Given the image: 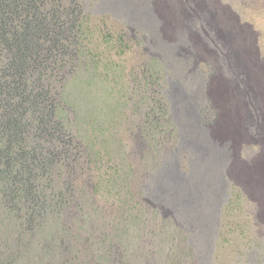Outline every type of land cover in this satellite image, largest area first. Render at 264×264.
<instances>
[{"label": "rangeland", "instance_id": "rangeland-1", "mask_svg": "<svg viewBox=\"0 0 264 264\" xmlns=\"http://www.w3.org/2000/svg\"><path fill=\"white\" fill-rule=\"evenodd\" d=\"M21 4L47 129L0 182V264H264V0Z\"/></svg>", "mask_w": 264, "mask_h": 264}, {"label": "trees", "instance_id": "trees-1", "mask_svg": "<svg viewBox=\"0 0 264 264\" xmlns=\"http://www.w3.org/2000/svg\"><path fill=\"white\" fill-rule=\"evenodd\" d=\"M44 23L36 19L33 6H24L21 0H0V182L11 187L12 192L18 184L22 188L27 185L28 178L20 177L24 173L20 163L31 152L25 150L31 148L27 140L38 138V129L42 132L47 129L41 122L30 121L32 95L23 85L26 69L38 65V57L44 51L43 45L36 41L42 32H48ZM39 148L42 151L40 145ZM33 153L38 154L36 150ZM25 196L17 194V201L22 202Z\"/></svg>", "mask_w": 264, "mask_h": 264}, {"label": "bare ground", "instance_id": "bare-ground-1", "mask_svg": "<svg viewBox=\"0 0 264 264\" xmlns=\"http://www.w3.org/2000/svg\"><path fill=\"white\" fill-rule=\"evenodd\" d=\"M264 170V162L261 164V165H259L258 167H257V172H261V171H263Z\"/></svg>", "mask_w": 264, "mask_h": 264}]
</instances>
